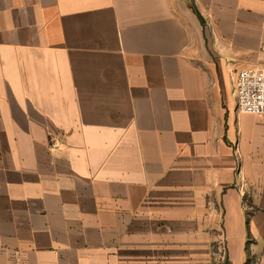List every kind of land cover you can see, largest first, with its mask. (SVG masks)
<instances>
[{"label":"crops","instance_id":"obj_1","mask_svg":"<svg viewBox=\"0 0 264 264\" xmlns=\"http://www.w3.org/2000/svg\"><path fill=\"white\" fill-rule=\"evenodd\" d=\"M243 69L264 0H0V264H264Z\"/></svg>","mask_w":264,"mask_h":264},{"label":"built area","instance_id":"obj_2","mask_svg":"<svg viewBox=\"0 0 264 264\" xmlns=\"http://www.w3.org/2000/svg\"><path fill=\"white\" fill-rule=\"evenodd\" d=\"M237 109L242 113L264 115V72L239 71L234 80Z\"/></svg>","mask_w":264,"mask_h":264},{"label":"rangeland","instance_id":"obj_3","mask_svg":"<svg viewBox=\"0 0 264 264\" xmlns=\"http://www.w3.org/2000/svg\"><path fill=\"white\" fill-rule=\"evenodd\" d=\"M218 246H219V245H216V248H218ZM216 248H215V249H216ZM220 248H221V252L224 254V253L226 252V248H225L224 243H222V244L220 245ZM216 251H218V249H216Z\"/></svg>","mask_w":264,"mask_h":264}]
</instances>
